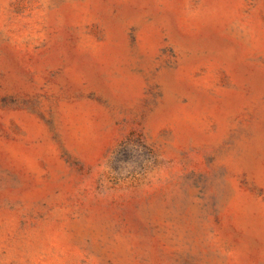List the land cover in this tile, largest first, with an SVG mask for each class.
<instances>
[{
    "label": "rangeland",
    "instance_id": "1",
    "mask_svg": "<svg viewBox=\"0 0 264 264\" xmlns=\"http://www.w3.org/2000/svg\"><path fill=\"white\" fill-rule=\"evenodd\" d=\"M0 264H264V0H0Z\"/></svg>",
    "mask_w": 264,
    "mask_h": 264
}]
</instances>
